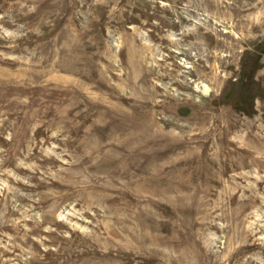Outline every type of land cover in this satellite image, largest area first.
<instances>
[{"label": "rangeland", "instance_id": "obj_1", "mask_svg": "<svg viewBox=\"0 0 264 264\" xmlns=\"http://www.w3.org/2000/svg\"><path fill=\"white\" fill-rule=\"evenodd\" d=\"M0 264H264V0H0Z\"/></svg>", "mask_w": 264, "mask_h": 264}]
</instances>
